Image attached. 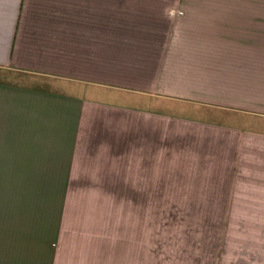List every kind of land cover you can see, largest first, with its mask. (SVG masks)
<instances>
[{"label": "crops", "instance_id": "1", "mask_svg": "<svg viewBox=\"0 0 264 264\" xmlns=\"http://www.w3.org/2000/svg\"><path fill=\"white\" fill-rule=\"evenodd\" d=\"M74 184L264 212V0H0V264H94Z\"/></svg>", "mask_w": 264, "mask_h": 264}, {"label": "rangeland", "instance_id": "2", "mask_svg": "<svg viewBox=\"0 0 264 264\" xmlns=\"http://www.w3.org/2000/svg\"><path fill=\"white\" fill-rule=\"evenodd\" d=\"M183 171L203 175L197 167ZM145 188L71 185L63 251L78 262L89 250L94 264H106L110 253L115 264H264V212L229 211L232 202L221 200L166 199L171 185L163 186L162 200H148Z\"/></svg>", "mask_w": 264, "mask_h": 264}, {"label": "built area", "instance_id": "3", "mask_svg": "<svg viewBox=\"0 0 264 264\" xmlns=\"http://www.w3.org/2000/svg\"><path fill=\"white\" fill-rule=\"evenodd\" d=\"M181 13V12H180Z\"/></svg>", "mask_w": 264, "mask_h": 264}]
</instances>
